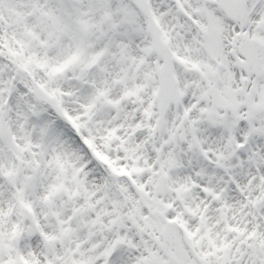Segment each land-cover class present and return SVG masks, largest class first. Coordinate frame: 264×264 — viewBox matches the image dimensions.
Instances as JSON below:
<instances>
[{
	"label": "snow or ice",
	"instance_id": "1",
	"mask_svg": "<svg viewBox=\"0 0 264 264\" xmlns=\"http://www.w3.org/2000/svg\"><path fill=\"white\" fill-rule=\"evenodd\" d=\"M0 264H264V0H0Z\"/></svg>",
	"mask_w": 264,
	"mask_h": 264
}]
</instances>
